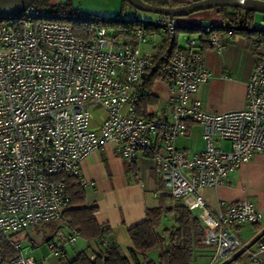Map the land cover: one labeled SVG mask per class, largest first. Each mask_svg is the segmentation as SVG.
Returning a JSON list of instances; mask_svg holds the SVG:
<instances>
[{"label":"built area","instance_id":"1","mask_svg":"<svg viewBox=\"0 0 264 264\" xmlns=\"http://www.w3.org/2000/svg\"><path fill=\"white\" fill-rule=\"evenodd\" d=\"M221 28L208 23L180 36L175 16L158 14L143 23L124 12L77 36L69 23L44 19L32 7L0 16V264H57L70 253L80 236L66 226L65 180L89 189L94 183L82 174V162L109 144L128 164L150 156L172 201L201 209V241L212 249L207 264L241 255L264 264V228L249 242L237 233L240 225L258 224L261 212L243 199L221 201L222 210L212 216L200 193L264 154V18L252 26L259 42L245 106L210 110L192 97L210 77L205 51L219 50L222 36H234ZM157 83L167 87V96L138 115L137 103L156 96ZM190 124L200 127L203 142L193 153L176 144ZM54 220L60 227L46 256L24 254L11 239Z\"/></svg>","mask_w":264,"mask_h":264},{"label":"crops","instance_id":"2","mask_svg":"<svg viewBox=\"0 0 264 264\" xmlns=\"http://www.w3.org/2000/svg\"><path fill=\"white\" fill-rule=\"evenodd\" d=\"M149 1L162 6H171L173 3L179 6L199 0ZM262 18L264 14L262 16L255 14L252 26ZM177 22L180 34L189 32L198 25L208 23L224 25L219 8L180 16L177 17ZM256 39L248 40L238 34L231 40L222 36V46L219 50H206L204 64L210 77L198 87L192 97L199 99L203 106L210 110L242 109L245 106L246 84L256 60L258 45ZM153 90L158 102L162 103L167 96V87L157 83ZM176 144L190 153L199 150L203 145L200 127L190 124L186 135L178 139ZM81 172L94 183L85 190V199L87 204L97 206L94 216L98 224L110 228L108 238L111 242L119 244L123 249L131 246L127 230L145 219L146 208L156 206L160 202L159 198V201L154 202L153 205L152 198H158L163 193L159 188L161 179L154 168L152 158L140 155L134 164H128L115 147L109 144L89 155L82 162ZM200 193L212 216L222 210L221 201L229 203L248 199L261 212L262 219L255 225L238 226L237 233L244 242L253 240L259 230L264 228V154H255L251 160L230 173L224 184L216 187L206 186L200 190ZM193 211L197 214L201 213L199 208ZM197 254L195 256L197 264L209 261L208 252ZM233 264L250 263L241 255L239 261Z\"/></svg>","mask_w":264,"mask_h":264},{"label":"trees","instance_id":"3","mask_svg":"<svg viewBox=\"0 0 264 264\" xmlns=\"http://www.w3.org/2000/svg\"><path fill=\"white\" fill-rule=\"evenodd\" d=\"M144 1L152 3L149 0ZM122 4L123 9L119 15L124 13V6L129 5L126 0H122ZM171 6H177V3ZM31 7L42 11L44 19L69 23L77 36H85L100 21H110L119 16L111 19L90 17L74 8L72 0H35ZM219 12L224 22L221 30L232 29L234 35H242L248 40L257 38V43L259 42L258 34L251 29L255 12L227 6L220 7ZM195 31L197 29L193 27L189 33ZM157 101L158 98L154 95L141 98L137 103V114L144 115L146 107ZM65 185L70 196L69 208L65 212L68 218L67 229L75 230L80 238L93 243L94 246L89 245L87 250L78 251L75 255L64 251L57 264H197V253L208 252L209 257L212 255V249L201 241L204 225L199 214L181 202L165 206V199H171V196L164 191L162 181L159 182V188L163 191L160 202L156 206L146 208L145 219L127 230L131 246L126 249L109 240L110 228L98 224L94 216L97 206L86 203L85 191L69 179L65 180ZM168 216L172 221L170 226L165 225L170 222ZM186 233L189 235H185ZM182 235H185L184 238L178 242L177 238ZM103 240L107 241L105 246H101ZM239 258L240 256H237L224 264H233L238 262Z\"/></svg>","mask_w":264,"mask_h":264},{"label":"rangeland","instance_id":"4","mask_svg":"<svg viewBox=\"0 0 264 264\" xmlns=\"http://www.w3.org/2000/svg\"><path fill=\"white\" fill-rule=\"evenodd\" d=\"M52 2L55 0H51ZM61 2L64 0H60ZM72 4L74 8L79 11L85 12L88 16H100L104 18L111 19L116 17L120 14L121 10L123 9L122 0H72ZM125 13H133L135 14L136 20L143 23H152L156 18V14L151 12H144L133 8L130 5L124 6ZM257 16H262L261 13H256ZM197 27V26H196ZM182 34H180L181 36ZM196 34L192 35L193 37ZM180 42L183 40L180 37ZM99 111L96 110L93 112V119L91 121V125L95 126L98 122V115ZM224 148H228V144H224ZM159 198H152V204L154 202H158ZM173 201L170 198L165 199V206L169 205ZM199 211V210H198ZM197 211V212H198ZM196 213V212H195ZM170 216V215H169ZM168 216L170 222L165 223V225L170 226L171 218ZM60 227V223L57 220L50 221V222H40L34 226H31L21 232H18L12 236V241L17 243L24 254L32 255L36 258H41L42 256H46L50 254V250L48 248V240L53 235L55 230ZM185 235H189L186 233ZM185 235L180 236L177 238V241L180 242ZM93 247V243H88L83 238H78L74 247L71 248V254L75 255L78 251L87 250L88 246ZM153 252L151 256H153ZM54 263L56 260L52 257L51 258Z\"/></svg>","mask_w":264,"mask_h":264},{"label":"water","instance_id":"5","mask_svg":"<svg viewBox=\"0 0 264 264\" xmlns=\"http://www.w3.org/2000/svg\"><path fill=\"white\" fill-rule=\"evenodd\" d=\"M35 0H0V16L10 17L25 12ZM133 8L156 15L186 16L200 10L227 6L264 14V0H199L179 6H162L144 0H126ZM168 244L166 243V247Z\"/></svg>","mask_w":264,"mask_h":264}]
</instances>
